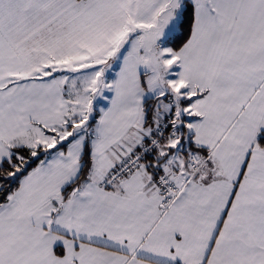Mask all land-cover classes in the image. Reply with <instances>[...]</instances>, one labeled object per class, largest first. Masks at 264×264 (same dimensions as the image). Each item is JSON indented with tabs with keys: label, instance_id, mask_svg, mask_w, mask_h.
I'll use <instances>...</instances> for the list:
<instances>
[{
	"label": "snow or ice",
	"instance_id": "snow-or-ice-1",
	"mask_svg": "<svg viewBox=\"0 0 264 264\" xmlns=\"http://www.w3.org/2000/svg\"><path fill=\"white\" fill-rule=\"evenodd\" d=\"M0 264H264V0H0Z\"/></svg>",
	"mask_w": 264,
	"mask_h": 264
}]
</instances>
